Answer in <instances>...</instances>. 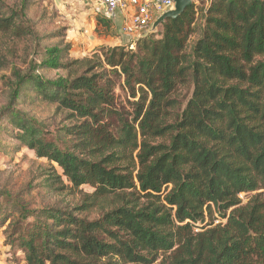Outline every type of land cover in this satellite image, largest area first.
Here are the masks:
<instances>
[{"label":"trees","instance_id":"trees-1","mask_svg":"<svg viewBox=\"0 0 264 264\" xmlns=\"http://www.w3.org/2000/svg\"><path fill=\"white\" fill-rule=\"evenodd\" d=\"M35 5L0 0V30L42 49L14 74L0 135L62 169L39 172L46 192L82 199L27 212L0 192L7 243L29 264H264V0L193 3L161 36L74 61ZM121 74L138 98L129 115ZM33 103L63 120H39Z\"/></svg>","mask_w":264,"mask_h":264},{"label":"rangeland","instance_id":"rangeland-1","mask_svg":"<svg viewBox=\"0 0 264 264\" xmlns=\"http://www.w3.org/2000/svg\"><path fill=\"white\" fill-rule=\"evenodd\" d=\"M5 4L17 9L18 0H3ZM206 0H197L200 5ZM37 14L55 15L51 25L46 27L47 32L61 30L63 40L70 44V60H81L93 57L95 53L103 56V53L116 46L124 45L109 20V26L98 0H36L33 9ZM102 19V21L100 20ZM161 27L156 29V36H161ZM42 49L38 44H31L27 39L18 36L13 32L0 30V108L6 103V96L10 84L15 80V72H25L28 68L40 61ZM76 67H72V71ZM59 72L49 71V76H56ZM60 74H66L63 71ZM115 96L118 107L129 115L134 112V100L129 88L125 84V76L117 77ZM190 95V91L184 90L181 94L183 104ZM28 109L39 120H52L57 123L63 120L64 114H56L55 105L48 103L32 104ZM3 137V138H2ZM52 165L57 167L60 174L62 169L56 164L50 163L46 158L37 156L34 150L25 146H18V143L8 135H0V192L10 193L12 196L25 205V210L30 212L47 204L65 206L80 202V193L59 192L50 194L39 186L37 175ZM64 182L69 184L63 177ZM84 192L91 190L90 186H84ZM264 194V189L260 190ZM250 195L241 194L243 203L246 204ZM98 211L92 213L96 217ZM218 215V214H217ZM29 221L34 220L29 217ZM220 220H217L219 222ZM216 222V223H217ZM6 226L0 227V264H29L24 259V254L18 246L8 244ZM161 259L157 262L159 264Z\"/></svg>","mask_w":264,"mask_h":264},{"label":"built area","instance_id":"built-area-1","mask_svg":"<svg viewBox=\"0 0 264 264\" xmlns=\"http://www.w3.org/2000/svg\"><path fill=\"white\" fill-rule=\"evenodd\" d=\"M118 37L131 48L152 31L154 21L175 8L174 0H98ZM197 0H193L195 3Z\"/></svg>","mask_w":264,"mask_h":264},{"label":"water","instance_id":"water-1","mask_svg":"<svg viewBox=\"0 0 264 264\" xmlns=\"http://www.w3.org/2000/svg\"><path fill=\"white\" fill-rule=\"evenodd\" d=\"M175 8L159 16L152 25V30L158 28L167 18H176L188 7L193 5V0H174Z\"/></svg>","mask_w":264,"mask_h":264}]
</instances>
